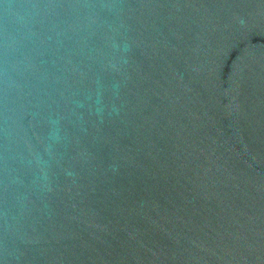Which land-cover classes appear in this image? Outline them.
Here are the masks:
<instances>
[{"label":"water","instance_id":"95a60500","mask_svg":"<svg viewBox=\"0 0 264 264\" xmlns=\"http://www.w3.org/2000/svg\"><path fill=\"white\" fill-rule=\"evenodd\" d=\"M0 264H264V0H0Z\"/></svg>","mask_w":264,"mask_h":264}]
</instances>
